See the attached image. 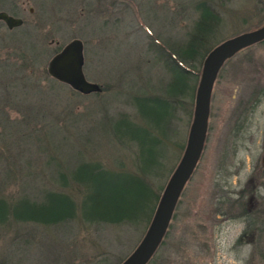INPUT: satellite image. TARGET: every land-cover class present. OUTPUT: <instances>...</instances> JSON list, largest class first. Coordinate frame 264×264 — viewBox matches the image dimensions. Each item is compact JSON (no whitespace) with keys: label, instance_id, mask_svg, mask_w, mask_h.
<instances>
[{"label":"rangeland","instance_id":"1","mask_svg":"<svg viewBox=\"0 0 264 264\" xmlns=\"http://www.w3.org/2000/svg\"><path fill=\"white\" fill-rule=\"evenodd\" d=\"M10 1L0 0V9ZM198 1L219 17L213 41L264 22V0H25L34 8L24 19L40 20L44 35L0 27V199L38 200L39 190L54 188L50 155L70 167L84 159L132 171L136 144L144 156H166L164 172L151 176L160 194L184 147L203 58L186 80L190 97L169 98V115L158 123L153 101L135 99L167 95L173 60L166 49L176 52L193 29ZM72 38L82 41L84 76L100 91L79 94L46 73L48 59ZM173 213L150 264H264L263 42L220 68L201 156ZM147 224L1 222L0 262L116 264Z\"/></svg>","mask_w":264,"mask_h":264},{"label":"trees","instance_id":"2","mask_svg":"<svg viewBox=\"0 0 264 264\" xmlns=\"http://www.w3.org/2000/svg\"><path fill=\"white\" fill-rule=\"evenodd\" d=\"M195 9L197 18L185 41L182 42L176 52L172 51V53L166 49L167 55L173 60V63L171 61L173 81L168 84L167 95L162 97L160 95L141 96L135 99V102L139 99L153 101L157 106V115L154 117L157 123L162 116L169 115V98H174L178 94L182 95V100L188 95L190 97L192 87L189 83H186V80L194 79L197 76L198 70H194V63L199 64L205 53L223 40H212L219 25V17L215 11L204 1H198ZM261 42L264 43V40ZM115 121L124 122L126 125L127 122L132 123V121L123 119ZM116 128L117 131H114L113 126V135L111 134V136L119 140L117 136H120L121 132H119L118 126ZM157 138L159 139L158 136L153 137V144L158 141ZM133 139L132 136H128L129 146H131L130 142ZM139 149H141L140 145L136 144L133 156L136 166L133 165L134 170L132 171L120 167L114 169L104 168L98 163L84 159L70 163L72 164V167H70L65 161H56V158L50 155L47 163L52 166L53 171H49L47 177L55 183L54 188L39 190L37 192L39 194L38 200L31 195V198H26L24 193L11 196L8 199L1 198L0 223L15 220L29 222L49 229H52L56 224H67L71 221L85 222L92 225L99 223L122 225L138 222L145 224L150 219L161 188L160 184H153L151 176L154 175L153 173L159 176L164 172L161 159L166 158V156L159 153L155 154V152L147 153V156H144L141 154L143 149L137 152ZM32 177L34 178V176ZM32 177L29 176V178ZM163 239L159 246H161ZM155 252L146 264H150ZM121 260L119 259L117 263ZM0 264L4 263L0 262Z\"/></svg>","mask_w":264,"mask_h":264},{"label":"water","instance_id":"3","mask_svg":"<svg viewBox=\"0 0 264 264\" xmlns=\"http://www.w3.org/2000/svg\"><path fill=\"white\" fill-rule=\"evenodd\" d=\"M0 20L7 27L20 20L0 11ZM264 40V22L229 36L212 46L203 56L193 94L191 120L183 150L165 181L148 224L134 248L117 264H146L165 232L179 196L195 169L204 146L209 114L210 95L216 76L226 60L238 51ZM82 41L72 38L65 42L46 63V73L80 94L98 92L101 86L88 81L82 70Z\"/></svg>","mask_w":264,"mask_h":264},{"label":"flooded vegetation","instance_id":"4","mask_svg":"<svg viewBox=\"0 0 264 264\" xmlns=\"http://www.w3.org/2000/svg\"><path fill=\"white\" fill-rule=\"evenodd\" d=\"M106 1H107V4H108L109 3V0H105V2ZM24 3H25V0H11L9 2V6L7 8L0 9V11L5 12L7 15H9V16H11L13 18H17V19L20 20V22H19L18 25H14L12 27H7L6 24L2 20H0V27L1 28L2 27H5L6 30H8V31L11 32L13 30H17L18 28L22 29L21 27H23V25H25V27L26 26H31V27H33V28H35L37 30V33L38 34H41L42 33V37H43L44 33L41 30L42 29V26H41V23L42 22L40 20H38L36 18L34 19L33 16H30L29 18L27 17L28 18V21L24 19L23 12L26 10V12L28 14H30V13L33 12V8H34L32 6H29V5H27L26 7H24ZM57 43L58 42L55 41V44H57ZM45 71H46V69H45Z\"/></svg>","mask_w":264,"mask_h":264}]
</instances>
